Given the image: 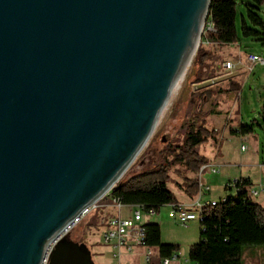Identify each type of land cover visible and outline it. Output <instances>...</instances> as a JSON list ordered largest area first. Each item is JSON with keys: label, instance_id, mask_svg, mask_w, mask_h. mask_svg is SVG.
<instances>
[{"label": "water", "instance_id": "1", "mask_svg": "<svg viewBox=\"0 0 264 264\" xmlns=\"http://www.w3.org/2000/svg\"><path fill=\"white\" fill-rule=\"evenodd\" d=\"M210 0H0V264H94L53 240L116 186Z\"/></svg>", "mask_w": 264, "mask_h": 264}, {"label": "trees", "instance_id": "2", "mask_svg": "<svg viewBox=\"0 0 264 264\" xmlns=\"http://www.w3.org/2000/svg\"><path fill=\"white\" fill-rule=\"evenodd\" d=\"M238 0H210L206 20L211 30H206L203 39L209 44L232 45L239 40L235 19ZM246 18L254 27H249L246 19L241 16L240 33L243 37H256L264 46V23L255 9L264 6V0H248ZM259 36V37H258ZM210 51L201 43L194 55L197 65L194 84L213 78L209 71ZM240 85L231 83L228 91L238 92ZM211 90L195 89L189 93V112L180 130L183 135L180 142H167L159 150L153 167L140 171L124 179L114 187L111 196L124 205H138L144 213L152 210L158 212L160 207L176 204L177 200L168 188L169 171L180 177L175 186L188 197L198 193V181L187 173L196 174L199 166L206 164L209 158L197 151V146L209 140L217 144V130L208 128L205 116L200 109L202 99H210ZM260 121L253 120L230 129L231 135L252 134L255 128L264 127V105L259 110ZM186 118V116H185ZM121 179V178H120ZM252 186L250 179L239 177L234 187H226L224 196L215 203H207L201 207V219L198 221V239L188 248V259L194 264H242V256L246 247L264 245V206L248 196ZM234 192L231 193V190ZM92 216L87 222L90 227L94 223ZM144 243L156 249L158 256L169 257L179 250L178 244L162 243L160 227L157 223L145 222ZM82 243L81 241H77Z\"/></svg>", "mask_w": 264, "mask_h": 264}, {"label": "rangeland", "instance_id": "3", "mask_svg": "<svg viewBox=\"0 0 264 264\" xmlns=\"http://www.w3.org/2000/svg\"><path fill=\"white\" fill-rule=\"evenodd\" d=\"M251 4L248 0L237 1L235 25L239 40L232 45L206 43L203 39V34L206 30L211 29V25L205 18L197 46L184 70L180 84L170 95L151 137L122 175L120 181L140 171L152 168L159 150L167 142L181 141L183 133L180 130V126L184 120H187V115L185 114L190 110L189 93L195 89L212 91L210 99H202L201 101L200 109L203 112L201 117L205 116L208 128L217 129L218 132L216 135L217 144H213L209 140L197 146V151L214 160L213 162L219 169L217 173L205 172L204 175V179L209 180L207 186H209L208 193L210 197L214 198L222 193L223 190L221 192V188L224 177L232 178L239 169H249L253 178L259 177V170L252 167L248 168V164L261 162V158H264V127L255 128L250 138L243 141H240L237 136H232L229 132L230 129L238 127L241 123L246 124L253 120L259 122V110L264 105V66H255L252 72L246 71L244 66L246 52L264 54V49L260 42L255 39L256 37H243L240 33L241 16L246 19L249 27L259 30L258 27H254L248 22L246 18L247 5ZM255 12L264 23V6H258ZM200 43L211 53V59L208 64L209 71L214 73V77L194 84L193 80L197 69L194 55ZM225 61L235 63L236 68L224 71L222 64ZM231 83L240 85L238 92L228 91ZM241 146L245 150L240 151ZM252 151H254L255 157L251 160L248 158ZM190 174L196 178L198 177V173ZM169 176L168 188L176 196H180L182 192L175 186V182H180V177L174 174L173 169L169 171ZM202 183L205 184L203 180ZM263 197L264 195H260L255 200L262 201ZM262 203L264 206V201ZM169 210V207L164 205L152 215H147L142 211V222H158L160 224L161 220L166 223L168 221V226L172 230L167 231L169 227L167 228L166 226L167 234L171 238L179 237L182 243V252L187 253L188 245H186V240L195 238L197 227H199L198 221H190L184 226L179 221L168 216ZM120 214L122 217L131 215L128 208L122 209ZM87 222L88 220L77 225L69 234V238L76 242L81 241L89 249L94 264H112L113 260L109 256L108 250L99 243L101 242L99 230H92L87 226ZM99 250L103 253L96 255L97 251L101 252ZM242 264H264V245L246 247L242 256Z\"/></svg>", "mask_w": 264, "mask_h": 264}, {"label": "built area", "instance_id": "4", "mask_svg": "<svg viewBox=\"0 0 264 264\" xmlns=\"http://www.w3.org/2000/svg\"><path fill=\"white\" fill-rule=\"evenodd\" d=\"M206 43L208 42L206 41ZM262 48L264 49V46ZM235 65V63L230 61H225L222 64L224 71L235 69ZM244 66L248 72H252L255 66H264V55L251 51L246 52L244 56ZM241 149H244V147L241 146ZM207 171L210 173H217L218 169L209 163L200 165L197 172L198 193L196 198L188 206L180 203L169 204V217L186 226L190 221H199L201 219V207L204 204L215 203V201H201L202 196L209 192V187L202 183V175ZM234 182L235 180L228 183L226 187L233 188ZM112 191L113 187L96 201L85 207L62 231L59 232L50 247L59 240L69 237V234L77 225L96 215L94 223L90 228L92 230H99L101 243L110 248L111 259L113 260L112 264H121L122 251L131 253L134 249H142V264H180L176 253L169 257L161 258L158 256L156 249L148 247L144 243L145 230L143 227L144 223L142 222V208L138 205L122 204L118 199L111 196ZM260 195H264V180L258 186H251L248 189V196L253 201ZM124 208L130 210V216L122 217L120 213ZM146 214L152 215L154 212L149 210Z\"/></svg>", "mask_w": 264, "mask_h": 264}, {"label": "crops", "instance_id": "5", "mask_svg": "<svg viewBox=\"0 0 264 264\" xmlns=\"http://www.w3.org/2000/svg\"><path fill=\"white\" fill-rule=\"evenodd\" d=\"M261 55H264V54H261ZM214 74V73H213ZM217 130V129H216ZM253 134V133H252ZM232 136H237V137H239V139H240V141H243V140H245V139H248V138H250V136H251V134H246V135H239V134H237V135H232ZM243 150H245V149H241L240 148V151H243ZM201 154V153H200ZM203 155V154H202ZM204 156H206V155H204ZM207 158H209L208 156H206ZM254 157H255V154H254V151H252L251 153H250V156H249V158L248 159H254ZM214 160H212L211 158H209V161H208V163L209 164H212L214 167H216V169H218L217 168V165H215V163L213 162ZM249 167H252V168H256V169H258L259 170V177L258 178H253V175L251 174V172L249 171V169H239V171H237L233 176H232V178H228V177H224V182H223V185H222V188H221V192H222V190H223V192L222 193H220L219 195H217V196H215L214 198H211L210 197V194L207 192L204 196H202V198H201V201L202 202H209V201H217L219 198H221L222 196H224V194H225V190H227L226 189V186H227V184L228 183H230V182H232V181H234V180H237L239 177H245V178H248V179H250V181H251V183H252V186L253 187H256V186H258L259 184H261L262 182H263V180H264V158H261V162H258V163H252V164H248V168ZM218 171H219V169H218ZM208 172V171H207ZM208 173H210V172H208ZM204 175H205V173L202 175V180H203V182L205 183V185H207V183L209 182V180L208 179H204ZM187 176H189V177H195V176H192L190 173H189V175H187ZM207 176V175H206ZM196 178V177H195ZM197 179V178H196ZM209 187V186H208ZM180 192H182L181 190H179ZM232 192H234V190H231V193ZM173 193V192H172ZM174 194V193H173ZM180 194V193H179ZM182 194H184L183 192H182ZM180 195V196H176L175 194H174V196H175V198H176V200H177V203H180V204H183V205H190L191 203H192V201L196 198V196L197 195H195V196H193V197H188L187 195ZM262 201H256L257 203H260L261 205H263V201H264V197L261 199ZM168 206V205H167ZM153 223H157L158 225H159V227H160V240H161V242L162 243H173V244H178L179 245V250L176 252V254H177V258H178V262L180 263V264H193V262H191V261H189L188 260V247L192 244V243H194V242H196L197 241V239H198V231H199V227H197V230H196V234H195V238L193 239V240H190V239H188V240H186L187 242H186V245H188V247H187V249H186V245L185 246H183V247H185V249H186V251H187V253H185V252H182V243H181V240H179L180 238L178 237H173V238H171L168 234H167V232H166V226H167V228L169 227L168 226V221H167V223L165 222V221H163V220H161L160 221V224L158 223V222H153ZM171 228L169 227L168 228V230L167 231H169ZM172 230V229H171ZM100 244H102L101 242H99ZM105 248H106V250H108V254H109V256H111V254H110V248L108 247V246H105L104 244H102ZM93 247V246H92ZM93 250L95 249V248H92ZM89 250V249H88ZM96 250V249H95ZM98 250V249H97ZM99 251H101V250H99ZM103 252L101 251V252H98L97 251V253H96V255H98V254H102ZM141 254H142V249H134V251L133 252H131V253H127V252H125V251H122V254H121V264H142V256H141ZM187 261V262H186Z\"/></svg>", "mask_w": 264, "mask_h": 264}, {"label": "bare ground", "instance_id": "6", "mask_svg": "<svg viewBox=\"0 0 264 264\" xmlns=\"http://www.w3.org/2000/svg\"><path fill=\"white\" fill-rule=\"evenodd\" d=\"M186 68V67H185ZM185 70V69H184ZM184 70H183V72L179 75V78L177 79V82H176V84H175V86H174V88H173V91L178 87V85L180 84V82H181V80H182V77H183V73H184ZM172 91V92H173ZM172 92H171V94H172ZM168 102V101H167ZM167 104V103H166ZM164 109V108H163ZM163 111V110H162Z\"/></svg>", "mask_w": 264, "mask_h": 264}]
</instances>
